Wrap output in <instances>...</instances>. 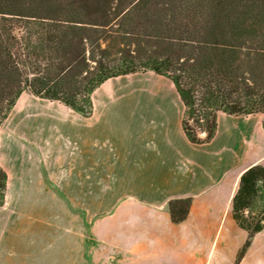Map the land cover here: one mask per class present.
Wrapping results in <instances>:
<instances>
[{"label": "crops", "instance_id": "obj_1", "mask_svg": "<svg viewBox=\"0 0 264 264\" xmlns=\"http://www.w3.org/2000/svg\"><path fill=\"white\" fill-rule=\"evenodd\" d=\"M152 72L106 80L89 117L21 94L0 127V264H236L248 232L232 202L264 165V114L219 112L214 138L193 143L173 83ZM188 196L173 222L169 201ZM238 264H264V230Z\"/></svg>", "mask_w": 264, "mask_h": 264}, {"label": "trees", "instance_id": "obj_2", "mask_svg": "<svg viewBox=\"0 0 264 264\" xmlns=\"http://www.w3.org/2000/svg\"><path fill=\"white\" fill-rule=\"evenodd\" d=\"M149 70L173 83L193 143L219 112L264 114V0H0V127L25 91L89 117L102 83ZM7 180L0 164V205ZM191 203L171 199L172 221ZM232 213L248 232L238 264L264 230V165L242 174Z\"/></svg>", "mask_w": 264, "mask_h": 264}, {"label": "rangeland", "instance_id": "obj_3", "mask_svg": "<svg viewBox=\"0 0 264 264\" xmlns=\"http://www.w3.org/2000/svg\"><path fill=\"white\" fill-rule=\"evenodd\" d=\"M142 72H146V71H142ZM151 75V77L153 78V82L156 84V85H158V86H160V87H165V88H168V89H171L172 88V82L168 79V78H166V77H164V76H161V75H158V74H156V73H150ZM152 83H148V85L146 86L147 87V89L149 90L150 89V87L152 86L151 85ZM146 85V84H145ZM169 86V87H168ZM174 90V89H173ZM97 214L99 213V212H96Z\"/></svg>", "mask_w": 264, "mask_h": 264}, {"label": "bare ground", "instance_id": "obj_4", "mask_svg": "<svg viewBox=\"0 0 264 264\" xmlns=\"http://www.w3.org/2000/svg\"><path fill=\"white\" fill-rule=\"evenodd\" d=\"M168 87H169V86H168ZM159 89H160V90H165V89L167 90L168 88L160 87Z\"/></svg>", "mask_w": 264, "mask_h": 264}]
</instances>
